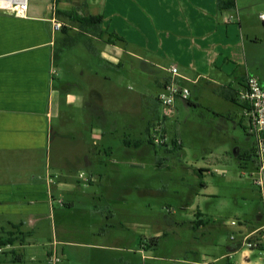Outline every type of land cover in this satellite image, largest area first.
Wrapping results in <instances>:
<instances>
[{"label": "crops", "instance_id": "obj_1", "mask_svg": "<svg viewBox=\"0 0 264 264\" xmlns=\"http://www.w3.org/2000/svg\"><path fill=\"white\" fill-rule=\"evenodd\" d=\"M233 2L232 9L219 10L217 0H28L25 16L0 10V238L27 233L24 244L1 247L0 264H49L54 256L60 259L56 264H142L152 257L143 239L148 236L154 243L166 235L158 226L149 234L148 182L155 179L157 190H162L168 158L179 161L181 151L170 141L167 147H156L148 140V129L161 113L156 98L154 105L145 103L149 112L145 138L133 137V121H128V132L117 135L120 124L109 119L99 95L92 98L87 112L99 124L91 128V140L101 141L102 148L63 151L59 162L53 160L52 120L55 101L61 99L55 89L53 53L64 36L61 33L58 39L51 21L56 18L77 32L73 24L56 17V10L84 4L86 13L100 15L102 28L123 42L95 40L111 47L115 57L121 52L143 69L162 72L160 89L170 80L169 67L175 65V82L191 95L201 90L226 95L223 89L238 84L231 95L235 99L246 78L255 76L253 63H264V25L259 19L264 0ZM103 51L110 52L102 49L98 57ZM123 60L118 59L117 66ZM98 65L112 67L107 62ZM189 104L190 97L177 99L174 115L178 105ZM167 119L166 134L180 140L178 131H169ZM173 122L175 129L178 124ZM245 166L251 171L254 167ZM203 167L195 164L189 171L205 191ZM81 173L92 180L83 183ZM114 201L124 205V211L134 206L136 213L129 210L123 218L125 223L134 222L133 238L126 234L133 227L117 222ZM259 213L251 224L239 221V238L225 254L205 264L235 254L239 256L234 264H264V252L244 251L242 256L241 247L242 237L262 224ZM254 253L258 257L251 262Z\"/></svg>", "mask_w": 264, "mask_h": 264}, {"label": "rangeland", "instance_id": "obj_2", "mask_svg": "<svg viewBox=\"0 0 264 264\" xmlns=\"http://www.w3.org/2000/svg\"><path fill=\"white\" fill-rule=\"evenodd\" d=\"M3 4L7 3L0 2ZM68 31L70 35L75 33L72 26ZM58 32L60 40L61 32ZM91 43L97 51L107 48L110 52L103 51L98 57L78 42L60 52L55 62V89L61 99L55 101L52 150L53 160L58 162L63 151H100L102 148L101 141L91 140V128L99 124L87 112L86 103L92 98L99 95L109 119H116L120 124L117 135L128 132V121H133L136 126L131 132L133 137L145 138L149 116L145 103L154 105L162 91L158 86L162 72L143 69L140 62L130 57L124 59L121 52L115 57L111 47L95 39ZM59 46L60 43L56 49ZM118 59L121 62L124 59L121 66H117ZM100 62H107L112 67L102 68L98 65ZM253 67V74L264 85V63H253ZM236 85L226 91L223 89L226 97L219 91L201 90L196 94L192 87L194 93L189 95V106L178 105L175 115L167 119L171 134L173 130L180 134V147L175 150L181 152L175 163L168 158L170 168L162 190H157L159 184L155 179H149L146 199L149 234L151 227L158 226L166 235L154 243L148 236L143 239L142 244L152 257L142 264H205L209 259L225 254L233 239L239 238L238 226L231 225L232 221L251 224L257 210L260 211L261 197L250 177L251 167L240 165L242 156L252 154L254 140L246 133L247 121L242 115V105L238 99H230ZM173 121L178 124L175 129ZM118 146L120 142L116 140L114 147ZM195 164L204 166L205 191L189 171ZM153 165H149L152 170ZM114 202L117 222L120 219L122 226H132L133 230L130 227L131 231L126 234L133 238L134 222L125 223L123 218L126 219L129 210L131 214L136 213L134 206L126 207L127 211H124V205ZM166 217L173 222L166 221ZM238 256L235 254L215 264H226L227 261L234 264ZM257 257L254 253L250 261L255 262Z\"/></svg>", "mask_w": 264, "mask_h": 264}, {"label": "built area", "instance_id": "obj_3", "mask_svg": "<svg viewBox=\"0 0 264 264\" xmlns=\"http://www.w3.org/2000/svg\"><path fill=\"white\" fill-rule=\"evenodd\" d=\"M10 3V4H9ZM28 0H9L7 4L0 5L1 11H13L19 16H25ZM259 19L264 25V11L259 14ZM53 32L61 31L66 26L62 21L53 18L51 21ZM170 80L165 83L162 91L157 95L156 99L160 106V117L156 119L148 129L149 142L160 147L168 144L171 139L165 132L163 125L164 119L170 118L175 112V102L177 99L188 100L190 91L187 88L180 87L175 82L178 75V69L175 65H171L168 69ZM239 101L243 105V117L247 121L245 127L246 133L254 140V157L256 164L250 172L253 184L258 188L260 195L261 209L260 217L262 224L252 233L244 235L241 239V247L244 251L258 253L264 252V86L259 83L255 76H248L245 81V87L238 94ZM177 126V124H175ZM179 138L174 137L176 148L180 147ZM243 175V174H242ZM245 175V173H244ZM79 179L89 183L92 179L79 174ZM239 222L232 221L231 225L239 226ZM233 238V237H232ZM234 240V239H233ZM2 249L0 248V252ZM246 256H244L245 258ZM59 257L54 256L49 259V264L59 262Z\"/></svg>", "mask_w": 264, "mask_h": 264}, {"label": "trees", "instance_id": "obj_4", "mask_svg": "<svg viewBox=\"0 0 264 264\" xmlns=\"http://www.w3.org/2000/svg\"><path fill=\"white\" fill-rule=\"evenodd\" d=\"M217 7L219 8V10L221 9L230 10L234 7V2L233 0H217ZM84 8L85 5L81 4L79 7L77 8L73 7L69 11L56 10L55 12L56 17L59 19L67 20L69 23L73 24L76 27L77 32H75L73 35H70L68 32V27L64 26L61 29L60 32L63 34L64 37L60 41V46H59L60 48L55 49L53 53L54 61L58 59L60 52L73 47L78 42L82 43L83 46L87 49V51L95 56L98 55V51L96 47H94L93 44L91 43L92 39L102 40L107 44H114L115 41L123 42L122 39L118 38L114 34L108 33L106 30L102 28V17L100 15H90L85 12ZM222 96L226 97V95L224 94H222ZM232 98L233 97L230 96V99ZM235 99L239 100V98H235ZM170 142L172 148L174 147V149H176L174 138H171ZM162 146L167 147L168 145L164 144L161 145L160 147ZM248 162H250L252 166H255L256 164L254 157V149L252 150V154L250 156L248 155L242 156L240 165L245 166L247 165ZM26 234L27 233H20L19 236H15V237H11L13 235L11 234L8 238L5 239L0 238V248L5 247L7 245H13L14 243L24 244V239L27 236Z\"/></svg>", "mask_w": 264, "mask_h": 264}, {"label": "bare ground", "instance_id": "obj_5", "mask_svg": "<svg viewBox=\"0 0 264 264\" xmlns=\"http://www.w3.org/2000/svg\"><path fill=\"white\" fill-rule=\"evenodd\" d=\"M0 1L8 2L9 0H0ZM9 4H10V3H9Z\"/></svg>", "mask_w": 264, "mask_h": 264}]
</instances>
